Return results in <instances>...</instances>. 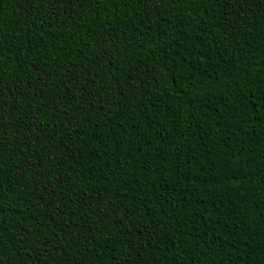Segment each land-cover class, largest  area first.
Instances as JSON below:
<instances>
[{
	"label": "trees",
	"instance_id": "obj_1",
	"mask_svg": "<svg viewBox=\"0 0 264 264\" xmlns=\"http://www.w3.org/2000/svg\"><path fill=\"white\" fill-rule=\"evenodd\" d=\"M0 264H264V0H0Z\"/></svg>",
	"mask_w": 264,
	"mask_h": 264
}]
</instances>
